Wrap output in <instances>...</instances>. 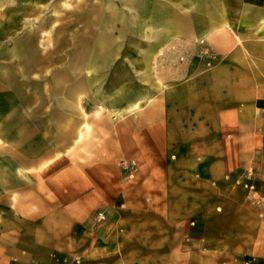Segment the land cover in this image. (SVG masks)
<instances>
[{"label": "crops", "instance_id": "0c3cea01", "mask_svg": "<svg viewBox=\"0 0 264 264\" xmlns=\"http://www.w3.org/2000/svg\"><path fill=\"white\" fill-rule=\"evenodd\" d=\"M171 1L174 7L180 2ZM3 2L0 0V6ZM116 2L104 6L106 20L113 29L121 18L126 22V32H151V52L160 45L161 36L175 32L192 38L186 44L194 54H207L183 62L181 72L168 87L155 82L146 60L129 68L127 82L119 77V68L116 74L112 72L110 86L100 87L102 96H95L96 87L90 98L96 106L98 98L112 104L107 107L111 112H104V116L115 119L98 120L85 149L79 148L74 154L64 151L56 157L12 153L9 165L13 173L0 167V264H63L62 259L73 254L82 257L80 264H117L125 258L134 259V252L120 258L119 244L143 245L139 256L149 262L145 264H262L264 29L260 26L264 0H229L228 13L217 15H212L217 13L216 0L205 7L210 0H181V6L190 8L187 14L178 7H166L168 3L160 0H141L137 5L131 0ZM56 3L62 5L65 0ZM202 4L201 11L207 13L198 16L195 12ZM32 10L37 14L33 20H38L39 9ZM143 18L149 21L148 30L134 27ZM32 44L27 41L20 51L26 53ZM76 44L74 60L68 66L76 73L108 64L118 47L110 37L81 38ZM14 53L16 50H11ZM28 57V61L38 62ZM133 68L144 70L140 79L133 76ZM8 80L6 68L0 66V85ZM56 83L55 103L68 114L58 127L64 129L62 134L68 140L82 139V129L89 127L79 104V94L85 88L79 85L63 90L62 82ZM0 90V121L13 118L18 122L20 93L17 89L7 93L1 86ZM62 94L66 100L58 98ZM102 108L105 105L99 104ZM26 127L21 123L16 128L12 144L27 154H39L43 147L36 140L29 137L23 144ZM183 175L190 188L177 185L173 190L188 192V207L175 200L157 210L158 226H153L156 222L149 217L142 227H136L133 220L119 227L124 214L121 197L127 183L143 176L176 180ZM194 179L207 187L221 182L224 188L242 180L248 187L246 192L252 189L251 195L255 192L259 197V204L225 205L221 213L209 204L194 206ZM130 212H134L131 207ZM184 212L187 214L174 223L168 222V213ZM194 212L205 215L194 218ZM139 228L142 236L132 238L135 232L140 234ZM120 229L129 236L120 235Z\"/></svg>", "mask_w": 264, "mask_h": 264}, {"label": "rangeland", "instance_id": "374dc122", "mask_svg": "<svg viewBox=\"0 0 264 264\" xmlns=\"http://www.w3.org/2000/svg\"><path fill=\"white\" fill-rule=\"evenodd\" d=\"M52 1L4 0V4L0 6V31H3L0 32V66L6 68L10 79L6 84L3 83L4 85L0 86L2 91L5 90L7 93L16 91L20 93L17 97L18 122H15L13 118H6L4 122L0 121V167L6 169L9 173H13V169L11 170L9 165L14 156L13 152L23 157H56L62 155L64 151L67 154H74L79 148L85 149L86 139L88 135L93 133L97 121L101 120L103 122L104 120L115 119L112 116H104V112H111L107 107H113L112 104L106 105L98 98V106H96L90 97L96 87L99 89H96L95 96H102L100 87L110 86L111 74L112 72L116 74L118 68L119 77L127 82L131 76L129 68L146 60L148 65L152 66L148 71L152 73L155 82L165 84L167 86L164 87H168L175 82L177 74L181 72L180 66L183 62L207 54L201 52L198 55L194 54L191 46L186 44L191 43L192 38L180 36L175 32H167V35L161 36L160 45L151 52L148 48V44L152 42L151 32H126V22L121 18L115 24L118 27L113 29L112 23L106 20L104 6L112 2L117 3L116 0H65L62 5L57 4L56 0L53 3ZM160 1L167 2L166 7H178L186 14L191 12L189 6H181V0L178 3L180 6L177 5V7L170 5L172 4L171 0ZM206 1L202 0L203 3ZM140 2L141 0H131V3L136 5ZM228 2L229 0H216L217 13L212 15H217L220 12L228 13ZM50 3L52 4L50 5ZM208 5H212L211 0L209 4L207 2V5H199L197 12L194 11L195 14L200 16L205 13L206 11H201V7ZM34 7L39 9L38 20H33L37 15L32 10ZM49 17H52V19L50 20ZM140 18H142V15H140ZM139 22L140 24L136 23L134 27L141 28L144 26L145 30L149 29L147 19ZM122 27L125 29H122ZM32 28L38 29V32H32L31 34L29 30ZM260 28L264 29V17ZM150 30H152L151 26ZM103 37L113 38L114 42L118 44L115 52L116 56L109 58L108 64L100 66V68H85L78 73L69 70L68 66L74 60L72 54L76 50L78 40L81 38L82 40L101 39ZM30 40L33 44L30 50L23 54L20 50ZM11 50H16V53L11 54ZM27 55L36 58L38 62L28 61L30 57L27 59ZM25 65L28 67H25ZM141 71L144 70L134 68L131 70L133 76H138L137 78H139ZM56 81L62 82L63 90L76 89L79 85L85 88L79 94V104L87 116L89 127H84L82 129V139H76L74 142L72 138V141L65 138L63 135L64 129L58 127L59 122H65L63 119L67 120L68 114L60 110L55 103V95L58 93ZM57 96L58 98L65 97L64 99H67L63 94ZM99 104L105 105L106 108L99 109ZM135 109L138 110L139 107L137 106ZM21 123H25L27 126L23 144L28 142L29 137L36 140L43 147L42 152L39 154L30 155V153L22 152L19 150L20 148L13 146L12 139L16 134V128ZM67 129L69 130V127L65 128V130ZM66 139L68 141L65 143ZM176 152L179 153L181 150ZM199 152L206 151L199 150ZM143 177L132 179V182L127 183L129 184L128 189L124 191L121 197V201L124 203L122 207L124 214L121 219L122 224H119L120 228H124L132 220L135 222L136 227H142L143 222L148 221L149 217H152V222H156L155 224L152 223L153 226H158L160 213L157 210L160 206L172 205L175 200L181 201L187 207L190 204L191 197L185 194L188 192L183 191L180 193V189L179 191L173 190L177 185L181 189L190 188L189 181L185 179L186 176H180L176 180ZM220 183L215 182L214 185L207 187L194 179V206L209 204L213 206L215 212L221 213L225 205L256 206L259 204V197L255 192L251 195L252 189H248L246 192L248 187H244L242 180H236L234 185L227 184L225 188ZM228 187L229 189H227ZM201 191L204 192L203 196H198V192L201 193ZM175 194H177L176 197ZM129 206L134 212L127 213ZM146 209L148 211L152 210V212H145ZM186 214L185 212L177 215L168 213V222L174 223L175 220ZM199 215L205 214L194 212V218ZM145 216H147V219H144ZM218 223L222 225L223 221L219 220ZM139 229L140 234L135 232L134 235H131L132 238L142 236V230ZM120 231H122L120 235L129 236L124 229H120ZM118 247L117 255L119 257L133 252L135 255L134 259L125 258L119 260L117 264L149 263L143 261L139 256L144 251L143 245L119 244ZM154 247L150 246V249ZM62 263L80 264L82 263V257L73 254L69 258L64 257ZM150 263L157 264L156 262ZM260 263L264 264V262Z\"/></svg>", "mask_w": 264, "mask_h": 264}]
</instances>
